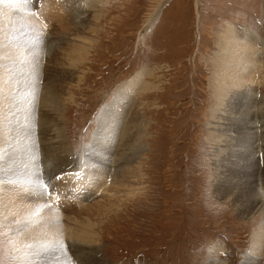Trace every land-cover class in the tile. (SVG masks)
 Instances as JSON below:
<instances>
[{"label": "rangeland", "instance_id": "obj_1", "mask_svg": "<svg viewBox=\"0 0 264 264\" xmlns=\"http://www.w3.org/2000/svg\"><path fill=\"white\" fill-rule=\"evenodd\" d=\"M51 1L0 0V207L20 211L0 215V264H47L55 252L69 264H264V248L251 255L264 228V184L254 182L264 181L261 132L242 133L264 114V0ZM48 76L54 100L41 121ZM136 101L126 132L134 162L91 210L52 214L31 181L49 130L62 132L70 158L91 151L90 172L103 174ZM93 201L120 207L96 216ZM84 213L98 262L67 222Z\"/></svg>", "mask_w": 264, "mask_h": 264}, {"label": "bare ground", "instance_id": "obj_2", "mask_svg": "<svg viewBox=\"0 0 264 264\" xmlns=\"http://www.w3.org/2000/svg\"><path fill=\"white\" fill-rule=\"evenodd\" d=\"M46 2L48 4V0H46ZM36 3H37V1H36ZM51 3H53V2L51 1ZM33 7H31V8H33ZM50 9L47 10V13H49V14H50L49 10L51 12H54L53 7ZM37 13H38V11H37ZM39 13H41V11ZM64 13H65V11H64ZM53 16L55 18L57 17L56 14H54ZM49 17H50V15H49ZM50 18L52 19V17H50ZM2 20L4 21V23L6 22L5 18L3 19V17H2ZM44 21H46V20L44 19ZM46 23H48V21ZM23 24H25V22H23ZM27 25H29V24H27ZM26 28L30 29L27 26H26ZM57 40H59V39H57ZM0 41L3 42L2 35H0ZM51 42H53V41H51ZM253 45L256 46V48L259 51L263 47V43L259 39H258V41H254ZM6 53H7L6 49L5 50L0 49V58L4 59V57L6 56L5 55ZM220 54H221V52L218 54V56ZM7 56H8V54H7ZM256 62H257V59L255 56H253L252 59L247 60L248 65H250L252 67L255 66ZM32 71H33V67L28 72H32ZM17 72H19V71H17ZM217 76H223V75L219 74ZM49 78H50V76L46 77V82L44 84L43 92H42V96H41V103H40V106H41V108H40V120L41 121H42V119L43 120L45 119V115H46V111H44L43 108L46 106L48 107L50 105V102H52L54 100V94L49 88V81H48ZM222 80H225V78L223 77ZM252 81H253V79H252ZM138 82H139V80H137L134 84H131L130 85L131 88H135L136 85L138 84ZM149 87H150L149 85H145L142 88V92L147 91L149 89ZM253 98H254V95H253ZM130 100H131V97L128 95L127 97H125L124 101H130ZM261 102H262V100H261ZM139 106H140V102L136 101V103L134 104V107H133V112L129 116L128 122L126 124L125 134L123 135V137L121 139V143H120V147H119V151H118V160L114 155H111L109 157L110 161L105 162V168H104L105 173H103V174H95V173L90 172V169H89V165L91 163L90 162V156L94 155L91 151H88V153H87L86 151L82 150L80 156H78L77 158H70V156L68 155L69 152H67L68 147H66L65 143H62V141H61V139H62L61 133L62 132H55V131L49 130L48 136L46 135L47 137L45 136L46 138L44 140H42V144H43L42 147H43L44 155L36 164H34L32 166L31 170H32L33 178L31 181H32V184L37 188L36 194H37L38 198L40 199V201L44 204L45 207H47V209L52 214L57 215V216H61V215H64L65 213H69V212L73 213V212H75V210L73 209L74 206H72L74 204H77L78 208L77 207L76 208L79 211H81L83 209H84V211L85 210H87V211L91 210L93 208V206H96V204L87 205L88 203H90L92 201V197L93 196L95 197L96 193H98L99 191L100 192L106 191L107 183L109 186L113 187L114 182H115V179L113 178V174H116L118 172V175H122L120 168L123 167V164H131L134 162V155H135L134 150L132 148L126 147L127 146L126 140L128 138V136L126 135V132H128L129 127L131 128L132 122L134 120V117L136 115V112H137ZM258 116L259 117L256 121H253V120L251 121L252 127L248 126L242 132V133L247 134V135H248V133H249V135H251V133L254 132L255 137H256V133L261 132L260 135L259 134L257 135V137L259 138V141L257 143V147L254 149V150L257 149V151H255V157H256L255 161L259 157L261 158V157H263L262 155H264L263 152H259L260 149H262V147H263V146L261 147L262 143L264 145V114H259ZM45 128L46 127L44 126V129ZM47 129L48 128H46V131H48ZM102 134H104V133H102ZM50 135H52V136L55 135L54 138L56 137L60 140L61 152L59 154L56 152V148L52 145V140H51L52 138ZM103 136L105 139L107 135H103ZM230 137H232V136H230ZM213 145H214V147L218 146L215 143H213ZM252 155L254 156V154H252ZM68 156L70 159L68 158ZM217 162H219V161H217ZM214 164H215V162H214ZM75 165H76V167H74ZM215 165L217 166V165H219V163L215 164ZM220 165H223V164L220 163ZM257 168H258V166H257ZM1 171H3V170H1ZM107 172L110 176L107 175ZM55 178H56V180H55ZM6 179H8V178H6ZM248 179H250V177ZM254 182L257 185H260V187H262V184H264V181L262 180L261 174L256 175ZM127 185H129V184H123L122 186H127ZM2 188L3 187L0 186V191ZM75 189H77V190H75ZM102 194H104V193H102ZM1 196H2V193L0 192V197ZM104 196H106V195H104ZM11 197H13V196H11ZM110 197L107 195L105 197L106 201H108L110 199ZM105 198H103V200ZM93 202H96V203L99 202V204H98L99 207H98L97 211L94 213V215H96V216L97 215L102 216V215H105L107 213H110V210L104 211L107 208H109V209L115 208L113 210H116L117 208L120 207L118 204V201L115 202L116 204L115 203H109V202L102 204V203H100V201H93ZM47 204H51V205H47ZM3 205L4 204L1 203L0 215L5 214L6 218H8L10 220H17L19 218V212L20 211L17 208L14 207L11 211H8L7 209L5 211H3L2 210ZM76 212H78V211H76ZM91 214L93 215V212H91ZM77 215L78 216H76V218H70L67 220V222L70 225H72L75 229L80 231L81 240H82V245H81L82 248L86 251H94V258H95L96 262H98V256L100 253H98V251L95 250V248L93 249V247L87 246L88 245L87 240L90 237V233L88 232V230L90 228V224L92 223V222L91 223L89 222V219H91V217L89 218L88 214H85V217L79 216V214H77ZM105 218H106V216H105ZM92 220H93V218H92ZM97 221H100V220H97ZM90 230H91V228H90ZM251 240H252L251 241V243H252L251 255L252 254L257 255L258 253H260V251H263L264 250L263 249L264 248L263 247L264 246V228L258 229L257 232L252 235ZM73 256L74 257L75 256L81 257L80 254H75ZM41 261L43 263H47V264H51L52 262H55L56 264H69L67 257L60 254V252H55L53 254L43 256L41 258ZM100 261H102V260L100 259ZM210 264H214V262H211Z\"/></svg>", "mask_w": 264, "mask_h": 264}]
</instances>
